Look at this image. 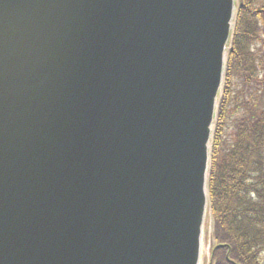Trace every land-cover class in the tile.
Instances as JSON below:
<instances>
[{
  "label": "water",
  "instance_id": "obj_1",
  "mask_svg": "<svg viewBox=\"0 0 264 264\" xmlns=\"http://www.w3.org/2000/svg\"><path fill=\"white\" fill-rule=\"evenodd\" d=\"M235 3L0 0V264H199Z\"/></svg>",
  "mask_w": 264,
  "mask_h": 264
},
{
  "label": "trees",
  "instance_id": "obj_2",
  "mask_svg": "<svg viewBox=\"0 0 264 264\" xmlns=\"http://www.w3.org/2000/svg\"><path fill=\"white\" fill-rule=\"evenodd\" d=\"M253 4L254 0H246L245 7L237 11L225 81L238 76L243 86L250 88L251 97L262 91L261 107L258 115L252 108L238 122L241 124L236 127V144L221 157L219 132L224 126L225 101L230 90L225 82L208 178L212 236L215 247L219 246L210 264H264V29L256 25L264 16ZM257 41L262 42L263 49L251 48Z\"/></svg>",
  "mask_w": 264,
  "mask_h": 264
},
{
  "label": "rangeland",
  "instance_id": "obj_3",
  "mask_svg": "<svg viewBox=\"0 0 264 264\" xmlns=\"http://www.w3.org/2000/svg\"><path fill=\"white\" fill-rule=\"evenodd\" d=\"M246 0H242V2L245 3ZM255 7L260 8L262 5L261 3L264 2V0H255ZM239 4L241 3L240 0H238ZM259 28H264L263 22L260 20L258 23ZM259 47V44L256 43L254 47H251L255 49L256 47ZM264 71V70H263ZM232 75V74H231ZM260 79V77H259ZM226 84H229V89L232 93H229V101L226 104L227 108L225 110V119H224V126L221 128L219 135H222L220 139V155L221 157H225L227 154L228 148L231 146H234L236 144V134L237 130L236 127L241 124L238 123L240 120L244 119L247 112H249L250 109L254 108L256 109L254 112L256 115L260 113V92L259 98L251 97L249 93H252L250 88H245L243 86V81L238 76H231L229 77ZM225 90V84L222 91ZM253 91V89H252ZM243 92V93H241ZM228 95V94H227ZM222 98V96H221ZM243 122V121H242ZM213 219L211 212L206 217V221L204 224V231H203V253L201 255L202 262L201 264H207L210 258L211 249L213 246H215V241L213 239Z\"/></svg>",
  "mask_w": 264,
  "mask_h": 264
},
{
  "label": "bare ground",
  "instance_id": "obj_4",
  "mask_svg": "<svg viewBox=\"0 0 264 264\" xmlns=\"http://www.w3.org/2000/svg\"><path fill=\"white\" fill-rule=\"evenodd\" d=\"M200 253H201V255H202V253H203V243H201Z\"/></svg>",
  "mask_w": 264,
  "mask_h": 264
}]
</instances>
